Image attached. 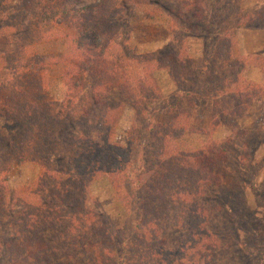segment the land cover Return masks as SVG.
<instances>
[{"label":"trees","instance_id":"1","mask_svg":"<svg viewBox=\"0 0 264 264\" xmlns=\"http://www.w3.org/2000/svg\"><path fill=\"white\" fill-rule=\"evenodd\" d=\"M143 2L0 0V264H228L220 254L232 247L221 241L256 227L238 188L222 183L219 172L232 144L243 142L247 151L257 144L242 123L262 87L239 86L244 62L231 66L229 30L210 48L213 68L230 69L222 78L209 62L188 64L179 42L134 53L121 20L127 7ZM194 5L182 4L187 22L201 27ZM249 27L264 28V8L238 28ZM161 75L177 93L153 109ZM200 104L207 113L198 118ZM125 108L139 125L130 235L112 234L87 205L93 183L105 180L120 191L129 180L131 151L115 138ZM192 133L197 139L187 141ZM251 153L243 166L255 160ZM24 162L39 173L12 192L7 178ZM241 256L237 264H247Z\"/></svg>","mask_w":264,"mask_h":264},{"label":"rangeland","instance_id":"2","mask_svg":"<svg viewBox=\"0 0 264 264\" xmlns=\"http://www.w3.org/2000/svg\"><path fill=\"white\" fill-rule=\"evenodd\" d=\"M186 1L190 4L195 2L194 9L200 10L204 16L201 27L195 26L194 21L187 22L190 15L183 8ZM90 3L91 1H85V4ZM263 8L264 0H145L141 4L127 7L123 11L121 21L123 25L129 26L130 34L126 32L127 36L124 39L134 53H152L166 44L176 47L179 42L184 49L188 64L193 63L198 67H205L209 62L210 48L215 38L225 30H229L232 33L233 46L231 66L233 61L244 62L237 76L239 86L244 87L253 70L259 72L257 67L264 68V52L251 53L260 45V41H263L264 28L238 27L245 22L248 15L256 17V13ZM238 13L241 18L237 17ZM56 48V51L60 50L59 46ZM208 64L212 66V71L214 69L218 78H222L230 71L226 65L217 63L213 68L211 61ZM158 78L161 93L153 109L169 102L177 93L169 78L164 75ZM259 99L252 102L248 116L242 123L243 129L248 134L258 138L257 144L249 146V151L243 148V142L232 144L227 162L219 172L222 183H232L238 188L241 201L243 200L246 209L251 213L252 225L256 226L251 229L252 231L235 229L230 234L233 235L232 241L230 238L221 241V246L232 247L228 254L226 251L220 254L222 261H227L228 264L240 263L245 259L241 254L247 255V264H264V100L259 101ZM205 113L207 106L200 104L196 110L197 117H204ZM138 130L136 116L130 109L125 108L115 129V138L128 145L131 151L129 180L121 190L116 191L105 180L95 182L88 188V209L106 218L112 234L122 232L130 235L134 228L135 202L130 181L139 162ZM3 135H6L5 131ZM195 137L193 133L190 137L187 135L189 138L187 141ZM214 137L217 142H224L227 136L224 131H217ZM248 152L254 154L255 160L249 167H245L242 165V159H245ZM38 173V167L31 163L24 162L13 166L7 178L10 190L19 192L30 186L36 180ZM126 200L129 202V207H125ZM172 239L173 242L178 241L180 233ZM233 242H238V249ZM230 257L231 259L235 257V262H232Z\"/></svg>","mask_w":264,"mask_h":264},{"label":"crops","instance_id":"3","mask_svg":"<svg viewBox=\"0 0 264 264\" xmlns=\"http://www.w3.org/2000/svg\"><path fill=\"white\" fill-rule=\"evenodd\" d=\"M264 52V39L260 41V45L255 48V50L251 51V53H263ZM250 82H253L260 87H262V95L259 97V101L264 100V76L260 73V71L253 70L250 77L248 78Z\"/></svg>","mask_w":264,"mask_h":264}]
</instances>
